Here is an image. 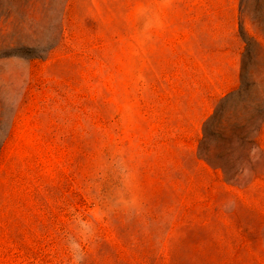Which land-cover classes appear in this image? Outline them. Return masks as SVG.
<instances>
[{
    "label": "rangeland",
    "instance_id": "1",
    "mask_svg": "<svg viewBox=\"0 0 264 264\" xmlns=\"http://www.w3.org/2000/svg\"><path fill=\"white\" fill-rule=\"evenodd\" d=\"M0 264H264V0H0Z\"/></svg>",
    "mask_w": 264,
    "mask_h": 264
}]
</instances>
